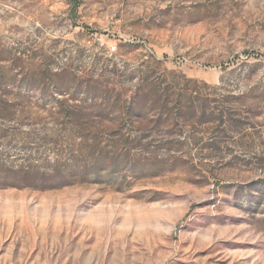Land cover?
<instances>
[{
  "label": "rangeland",
  "instance_id": "374dc122",
  "mask_svg": "<svg viewBox=\"0 0 264 264\" xmlns=\"http://www.w3.org/2000/svg\"><path fill=\"white\" fill-rule=\"evenodd\" d=\"M0 264H264V0H0Z\"/></svg>",
  "mask_w": 264,
  "mask_h": 264
},
{
  "label": "trees",
  "instance_id": "16d2710c",
  "mask_svg": "<svg viewBox=\"0 0 264 264\" xmlns=\"http://www.w3.org/2000/svg\"><path fill=\"white\" fill-rule=\"evenodd\" d=\"M75 9V6L73 7V10ZM109 97V98H108ZM107 98L110 100L111 97L110 95L107 96ZM106 99V97H105ZM149 95L148 94H136V96L134 98L131 99L130 101V106L126 105V113H128L130 116H134L135 114H137V112L143 110V108H145L147 106V103L149 101ZM117 101H121V97L119 96ZM107 110V109H106Z\"/></svg>",
  "mask_w": 264,
  "mask_h": 264
},
{
  "label": "built area",
  "instance_id": "2783aa9c",
  "mask_svg": "<svg viewBox=\"0 0 264 264\" xmlns=\"http://www.w3.org/2000/svg\"><path fill=\"white\" fill-rule=\"evenodd\" d=\"M114 48V47H113Z\"/></svg>",
  "mask_w": 264,
  "mask_h": 264
}]
</instances>
